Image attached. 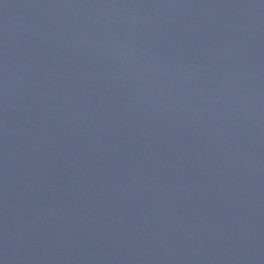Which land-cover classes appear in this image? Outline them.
<instances>
[{
    "label": "water",
    "instance_id": "95a60500",
    "mask_svg": "<svg viewBox=\"0 0 264 264\" xmlns=\"http://www.w3.org/2000/svg\"><path fill=\"white\" fill-rule=\"evenodd\" d=\"M0 264H264V0H0Z\"/></svg>",
    "mask_w": 264,
    "mask_h": 264
}]
</instances>
